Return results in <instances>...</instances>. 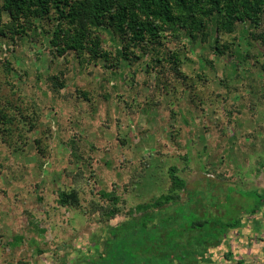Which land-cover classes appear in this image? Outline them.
Masks as SVG:
<instances>
[{"label": "rangeland", "instance_id": "obj_1", "mask_svg": "<svg viewBox=\"0 0 264 264\" xmlns=\"http://www.w3.org/2000/svg\"><path fill=\"white\" fill-rule=\"evenodd\" d=\"M2 20L9 22L4 13ZM101 37L102 45L112 49L109 35ZM28 39L15 37L7 52L0 37L1 103L16 121L23 113L34 122L31 131L23 128L22 137L15 123L9 125L12 135L0 130V264L94 261L96 241L106 237L109 225L127 217L130 209L140 214L134 211L137 204L168 190L172 166L196 186L198 205L217 213L212 220L240 216V225L231 228L236 239L223 244V251L242 264H264V98L252 89L253 77L262 79L255 55L264 63V45H251L254 56L237 72L227 55L218 58L206 45H192L182 56L185 76L179 78L167 67L147 70L140 61L129 65L123 60L117 69L102 59L79 64L73 53L53 54L43 37ZM202 55L212 60L210 66ZM60 71L65 86L57 93L48 77ZM241 107L245 111L237 114L234 109ZM8 135L15 144L2 141ZM208 178L218 181L213 193L203 188ZM70 188L78 190L77 207L56 201L59 189ZM102 190L120 198L114 217L105 218L96 207L107 204ZM167 223L160 219L161 234L167 235L163 244L175 246L179 236L170 238ZM134 235L123 228L107 249L110 255L98 264H128L111 253L116 242L123 249L132 240L148 246L144 232ZM161 256L142 248L128 259L131 264H163ZM207 256L223 258L221 250L211 253L210 246Z\"/></svg>", "mask_w": 264, "mask_h": 264}, {"label": "trees", "instance_id": "obj_2", "mask_svg": "<svg viewBox=\"0 0 264 264\" xmlns=\"http://www.w3.org/2000/svg\"><path fill=\"white\" fill-rule=\"evenodd\" d=\"M3 13L8 16V23L2 20ZM102 33L109 35L112 49L102 45ZM0 37L6 42L3 44L7 52L13 50L9 42L15 37L29 38L33 42L43 37L53 54L67 56L73 53L79 64L102 59L108 67L117 69L123 60L129 65L140 61L147 70L157 65L167 67L179 78L185 76L181 71L182 56H187L192 45L202 44L218 58L227 55L228 63L237 72L239 66L248 65L250 57L254 56L249 47L256 42L264 45V0H2ZM242 41L246 48L241 47ZM200 59L204 65L212 63L203 55ZM256 62L260 63L258 69L262 79L253 77L255 85L252 89L254 94L259 96L262 93L260 97L264 98V63L255 55ZM62 72L48 77L53 92L59 93V89L65 86ZM229 87L227 92L231 90ZM83 97L88 99L84 92ZM10 110L0 98V130H7L12 135L13 130L9 128L12 123H15L19 136L23 128L26 127L25 131L33 129L32 116L20 113L21 118L19 116L16 121L15 114L8 113ZM234 111L243 113L245 108ZM2 139L7 145L15 144L9 135ZM12 147L18 149V146ZM168 172L171 182L168 190L149 202L137 204L134 211L140 214L134 216L130 209L127 217L109 225L106 237L96 241V259L86 264H98L99 260L106 259L109 245L118 240L123 228L128 229L133 238L135 231H142L146 237L144 242L149 240L148 246H137L135 240L123 243L125 249L118 242L113 245V257L128 264H131L128 258L133 257L136 251L141 252L142 248L146 252L151 248L157 250L162 255L163 264H242V260H234L231 252L221 248L236 239L231 228L240 225V216L226 220L218 217L215 222L211 219L217 214L214 209H203L198 205L201 198H194L196 186H189L183 177L176 174L174 166ZM203 182L205 191L215 192L218 181L208 178ZM100 195L107 204L96 207L105 218L114 217L120 210L119 196L113 190H102ZM56 201L61 206L77 207L78 190L59 189ZM194 215L196 217H192ZM164 218L173 232L170 238L179 236L175 246L163 244L167 235L161 234L160 219L163 222ZM215 225L220 226V231H215ZM19 239L20 236L14 237V244ZM208 246L211 253L221 250L223 258L206 257ZM174 248L176 251H172Z\"/></svg>", "mask_w": 264, "mask_h": 264}]
</instances>
